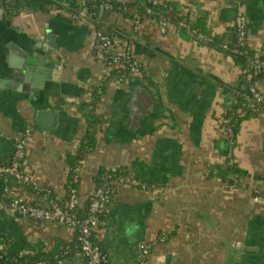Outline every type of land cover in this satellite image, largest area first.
Instances as JSON below:
<instances>
[{"label":"crops","instance_id":"crops-1","mask_svg":"<svg viewBox=\"0 0 264 264\" xmlns=\"http://www.w3.org/2000/svg\"><path fill=\"white\" fill-rule=\"evenodd\" d=\"M164 1L192 21H204L209 35L223 43L234 39V19L241 12L250 62L260 58L264 64V0L158 4ZM82 4L1 0L0 166L24 137L23 171L63 198L66 156L77 152L87 126L82 104L106 72L94 54L100 29L115 44L131 46L140 72L107 82L93 107L99 123L95 147L78 170L79 207L89 200L101 169L122 170L144 185L115 184L104 221L94 229L107 264H136L143 245L149 246L143 264H264V112H249L236 132L222 123L226 111L250 96L242 76L246 59L223 43L200 41L174 21L161 32L149 16L138 24L113 11L97 23L73 18L71 11ZM47 30L57 49L40 66L46 71L43 85L25 88L14 77L11 58L17 56L10 51L42 53L36 44ZM253 84L264 94V71ZM40 110L50 112L40 121L45 128L37 124ZM17 197L42 201L29 185L0 180V247L7 258L73 240L63 224L6 213ZM57 264H86V259L75 253Z\"/></svg>","mask_w":264,"mask_h":264},{"label":"built area","instance_id":"built-area-1","mask_svg":"<svg viewBox=\"0 0 264 264\" xmlns=\"http://www.w3.org/2000/svg\"><path fill=\"white\" fill-rule=\"evenodd\" d=\"M152 3L158 4V0H152ZM150 12V10H148ZM73 18L88 17L84 9L72 14ZM139 23L137 17L134 24ZM161 32H165L168 25V20L161 18L159 21ZM182 25H185L182 23ZM233 26L237 38V44L243 45L246 42V23L245 18L241 12L235 16ZM203 37V36H200ZM224 48H228L223 45ZM237 52L238 50H234ZM94 54L99 62L106 67V72L103 77H107L114 69L125 71L123 75L117 80L122 81L124 74L129 75L138 74L140 66L134 59L132 48L129 44L117 45L110 37L102 30L97 31L96 40L94 43ZM247 70H242V74H246ZM127 76V77H128ZM245 79L249 84L250 96L242 106L237 108L236 113L241 114L246 111V108H252L257 112H264V94L259 91L246 75ZM228 119H223L222 123L226 124ZM26 139L24 137L16 140L15 148L11 160L0 166V180L7 182L12 179L17 182L25 183L34 190L45 191L42 195V201L37 203H28L22 197L13 198L8 206L4 208L5 212L12 215H20L32 219L33 221H50L63 224L69 227L73 232L77 233V242L81 249V254L86 259V264H107V258L102 248L96 244L92 239V231L100 223L99 212L107 210V202L109 199L108 191L103 188H95L89 200V208L84 218H79L76 210L79 207L78 196L74 193L70 194L68 198L59 203L58 198L49 197L48 188H40L38 184L33 181L22 169V164L25 156ZM115 184H126L130 186H138L140 182L129 176L120 177ZM144 186V185H140ZM7 187V185H5ZM48 196V197H47ZM257 199V198H256ZM164 236L161 237L163 240ZM4 250L0 247V258ZM69 250H64L62 255L68 253ZM149 253V246H142V258L136 264H143L144 258ZM24 254L17 253L18 256ZM37 264H44L43 261H38Z\"/></svg>","mask_w":264,"mask_h":264},{"label":"trees","instance_id":"trees-1","mask_svg":"<svg viewBox=\"0 0 264 264\" xmlns=\"http://www.w3.org/2000/svg\"><path fill=\"white\" fill-rule=\"evenodd\" d=\"M161 8L165 10L162 11ZM80 9H84L87 13L88 18L94 23L103 17L105 11H113L120 12L125 17L132 19L133 21L136 18H139V22L142 18L149 16L153 17L157 21L161 18H165L170 23L174 21L179 27L187 28L188 32L191 35H195L196 37L202 39L200 41H204V39H211L213 43L218 45H226L231 50H238L236 53L242 55L246 60L242 62V70H247L246 74H242L243 77L246 75L250 76L252 82L257 80L259 73L264 71V64L260 58H252V62H250V58L252 57V51L249 49L246 42L243 45L237 44V38L235 34L234 28V39L223 43L222 40H219L213 35H209L205 22L200 20L192 21L188 16H184L181 14L174 3H170L164 1L160 4H153L152 0H133L126 3H118V2H110L106 0H83V4L75 10H72V14L78 12ZM150 10V12H148ZM184 23L185 25H182ZM100 31V29H98ZM108 35V34H107ZM110 39L113 41V38L108 35ZM203 36V37H200ZM205 36L207 38H205ZM209 37V38H208ZM223 43V44H222ZM125 71H121L119 69H114L111 71V74L107 77H103L101 80V84L96 87L92 93L90 98L82 104L83 116L85 117V121L87 123L85 132L81 139L78 142L77 152L75 154H68L66 156V162L68 164L69 170L66 179L65 185V195L63 198L59 199V203H62L64 199L68 198V196L72 193L78 196V185H79V173L82 160L84 157L93 150L96 142V125L99 123L98 118H96L94 114L93 107L97 103L99 97L101 96L104 86L110 80H117L123 75ZM128 76V73L124 74V78ZM242 100V99H241ZM243 101V100H242ZM241 101L232 109L225 112L223 115L224 119H228V122L223 124L230 133L236 132L241 120L245 118L249 112L252 114H257L259 112L253 110L252 108H246L247 112H242L241 114L236 113L237 108L240 106ZM128 176L122 170H106L101 169L95 177V188H103L108 191L109 199L106 204L108 207L113 193L115 191V183L119 180L120 177ZM12 180V179H10ZM8 180V181H10ZM49 197L56 198L55 194L48 188ZM41 195H44L45 191L39 190ZM47 196V197H48ZM90 200H87L82 207H78L76 210V214L79 218H84L88 212ZM100 223L96 226L98 228L102 225L105 217V211L99 212ZM74 238L70 242H57L56 245L49 251L45 252H37L34 254L24 253L21 256L15 254L11 258H7V251L4 250L2 252V258H0V264H37L38 261H43L44 264H57L60 261L69 258L75 253H80L81 249L79 247V243L77 242V233L73 232ZM92 239L93 241L100 246L95 238V230L92 231ZM101 247V246H100ZM64 250H69L67 254L62 255Z\"/></svg>","mask_w":264,"mask_h":264},{"label":"water","instance_id":"water-1","mask_svg":"<svg viewBox=\"0 0 264 264\" xmlns=\"http://www.w3.org/2000/svg\"><path fill=\"white\" fill-rule=\"evenodd\" d=\"M54 39V35L50 31H45V34L41 35V41L36 44V47L42 50V53L39 54L35 51L33 52L31 49L25 52L17 51L15 49L10 51L11 54L15 51L17 56L16 59L14 55L13 58H11V60H14L12 62L14 77L21 80V83L25 88L30 86L41 87L43 85L44 79H41V73L46 74V71H44L40 66L48 63L51 52L57 49ZM49 113L50 112H46L45 110L38 111L36 118L39 122L37 124L41 128L45 127L42 126V122L40 121H42L44 116L50 115Z\"/></svg>","mask_w":264,"mask_h":264}]
</instances>
